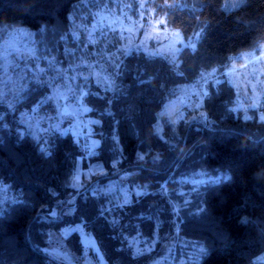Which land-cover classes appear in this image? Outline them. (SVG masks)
I'll return each instance as SVG.
<instances>
[{"label": "trees", "instance_id": "obj_1", "mask_svg": "<svg viewBox=\"0 0 264 264\" xmlns=\"http://www.w3.org/2000/svg\"><path fill=\"white\" fill-rule=\"evenodd\" d=\"M83 1L0 0V27L29 28L40 42L54 46L69 35L71 16ZM175 1L180 4L168 11L167 24L185 39L203 28L195 50L183 48L175 62L133 52L121 64L118 90L87 95L88 115L99 120L93 155L84 157L82 143L70 134H55L48 143L51 155L45 156L41 141L8 130L0 120V182L19 198L0 214V264H61L43 250L48 231L75 223L96 238L109 264H145L152 257L133 255L128 238L139 234L152 240L157 230L162 232L171 213L158 195L161 184L199 171L212 177L227 174L231 180L210 183L201 214L180 224L179 233L205 249L197 264H254L264 252V122L258 118L264 97L259 110L247 112L252 119L246 121L244 112L231 111L236 91L222 81L209 87L204 100L207 124L173 123L162 115L180 86L202 71L228 66L231 56L264 42V0H245L233 10L223 8L224 0ZM32 88L19 109L38 101L42 90ZM80 159L83 168L99 161L108 173L94 178L68 204ZM122 172H134L129 182L146 193L114 209H108L106 197L84 194L95 182ZM65 208H72V214L64 215ZM55 209L58 217L52 215ZM66 243L81 256L77 233Z\"/></svg>", "mask_w": 264, "mask_h": 264}, {"label": "rangeland", "instance_id": "obj_2", "mask_svg": "<svg viewBox=\"0 0 264 264\" xmlns=\"http://www.w3.org/2000/svg\"><path fill=\"white\" fill-rule=\"evenodd\" d=\"M244 2L245 0H224L223 8L233 10ZM179 4L175 0H84L77 5L74 17L71 16L72 26L69 35L54 46L40 42L29 28L0 27L2 125L16 134L29 135L41 141L47 149L50 138L55 134H70L78 143L87 140L89 146L94 142L99 146V140L93 135L94 125L99 123H91L99 120L88 113L62 115L64 107L67 106L69 112L73 113L77 107V97L82 93L98 95L100 90H118L121 64L125 57L133 52H143L150 57L160 56L172 60L165 46L174 38V33L180 34L184 44L191 40L197 46L203 28H198L189 39H185L180 30L167 24L168 11ZM161 20L164 21L162 25L159 24ZM20 29L23 31H18ZM93 40L96 42L93 43ZM184 44H177L176 47L182 50L186 48ZM126 48H130L127 54ZM261 53H264V42L255 50L231 56L228 66L224 68L202 71L195 81L180 86L178 95L166 103L171 115L165 116L173 123L182 120L179 117L183 115V119L207 124L208 118L204 120L201 116V112L205 114L203 106L197 109L195 105L201 102L204 104L207 96H203L202 93L206 90L209 94V87L217 85L216 79L221 82L227 81L235 88L234 108L242 106L239 107L242 112H245V109L247 112L250 109L259 110L264 97V60L257 59ZM49 61H54L52 66ZM41 69L44 71L41 72ZM213 70L215 76H208ZM229 71L230 76L224 75ZM84 77H87V81ZM31 88L34 91L42 90L38 101L30 108L19 109V102ZM57 89L65 93L66 98L56 97L54 92ZM87 95L84 96L83 102L89 107ZM49 96H53V99L48 100ZM254 98H258L260 104L256 108H251L249 105ZM261 114L264 112L260 110L258 112L260 121ZM157 126L161 132L162 124L158 123ZM89 146L84 157L93 155L89 154ZM96 150L97 147L93 152ZM81 161L82 159L79 160L71 179V191L66 197L68 204L74 203L76 195L94 178L108 173L99 161L90 163L86 168L82 167ZM133 174L134 172H122L104 181H97L84 194L88 197H106L108 209L128 204L146 193L145 188L129 182L128 179ZM77 175L78 182L74 179ZM215 178L204 171H199L162 183L157 192L166 203L171 217L166 222V228L164 227L162 232L157 230L152 240H146L139 234L128 238V246L133 255H150L153 259L145 264H196L204 253L200 251L204 247L182 236L179 227L183 220L201 214L203 194ZM18 200V196L9 185L0 182V214ZM60 205L62 201H58L57 206ZM57 212L58 209H55L54 217H58ZM72 212V208L64 209L66 216ZM162 223L163 221L159 226L163 225ZM77 226L82 229L75 232L80 236L83 246L81 256L76 255L66 243L67 237L74 232L65 234V230ZM89 240L94 246L88 244ZM43 250L61 264H109L98 241L87 232L82 223L68 224L60 230H49ZM158 252L162 255L158 256ZM262 257L264 252L256 256L253 262Z\"/></svg>", "mask_w": 264, "mask_h": 264}, {"label": "snow or ice", "instance_id": "obj_3", "mask_svg": "<svg viewBox=\"0 0 264 264\" xmlns=\"http://www.w3.org/2000/svg\"><path fill=\"white\" fill-rule=\"evenodd\" d=\"M159 24H161V25L164 24V21H163V20L159 21ZM94 27H95V26H94ZM18 31H21V32H22L23 30L20 29V30H18ZM165 31H167V30L165 29ZM158 34H159V33H157V35H158ZM89 35L91 36V33H90ZM198 35H199V34H198ZM173 37H174V38L170 41V43H169L168 45L165 46V48H166L167 52L171 55L173 62H175V59H176L177 53H179V52L181 51V49H180V48H177L176 45H177V44H184V41L180 38V34H179V33H174V34H173ZM147 38L150 39L151 37H147ZM92 42L95 43L96 41L93 40ZM184 47H190V48H192L193 50H195V48H196V44L193 43L191 40H189L187 44H184ZM137 50H139V49H137ZM128 51H130V48H126V49H125V54H127ZM33 54H34V53H33ZM152 55H155V53H152ZM257 59L264 60V53H261V55H260ZM53 62H54V61H49L50 66H52ZM250 62H251V61H250ZM241 67H244V65H241ZM40 71L43 72L44 70L41 69ZM57 71L59 72V69H57ZM203 75H204V74H202V77H203ZM224 75H228V76H230V75H231V72L229 71V72H227V73H224ZM208 76H212V77H214V76H215V70H213V72L209 73ZM73 79H75V77H73ZM84 79H85V81H87V77H84ZM206 82H207V79H205V83H206ZM220 83H221V81H220L219 79H216V84H220ZM69 91H71V89H69ZM87 94H88V93L84 92V93H82L79 97H77V107L74 109V112H73V113H70V112H69V108H68L67 106H65L64 109H63V113H62V115L83 114V113L91 112L92 109L89 108V107H87V106H85V104H84V102H83V100H84V96H86ZM54 95H55L56 97H63V98H66L65 93L60 92L58 89L54 92ZM196 95H200V93H196ZM202 95L206 97V96H208V92L205 90V91H203ZM47 99H48V100H51V99H53V96H49ZM181 103H183V100L181 101ZM259 104H260L259 99H258V98H254L253 101H252V103L249 105V107H251V108H256ZM202 106H203V103H202V102H201V103H197V104L195 105V107H196L197 109L202 108ZM239 107H242V106H238L237 108L231 109V111H238V110H239ZM34 111H35V109H34ZM162 115H169V116L171 115V111H170L168 105L165 106L164 113H163ZM201 116L203 117L204 120H207V116H206L203 112H201ZM243 118H244V120H246V121L252 119V117L249 116V115L247 114V109H245L244 117H243ZM179 119H183V115H181V116L179 117ZM260 119H261V121H264V114H261ZM91 123H99V121H92ZM57 127H58V126H57ZM156 131H157V133L160 132V128H159V126H157ZM62 134H63V133H62ZM161 138H162V137H161ZM45 144H46V142H45ZM96 147H98V143H97V142H94L91 146H89V154H94L93 149H95ZM39 150H40L41 153H43L45 156H49V155H51V153L48 151V149H47V147H46L45 145H41ZM140 159H143V156H141ZM74 179L78 182V181H79V176L77 175L76 177H74ZM221 180H222L223 182H228L229 180H231V176H230V175H227V174H224V175H222V176H217V177L215 178L214 183L218 184V183L221 182ZM73 186H78V185H73ZM185 203L187 204L188 202L185 201ZM52 215L55 216L56 213L53 212ZM244 222L246 223V221H244ZM81 230H82V229H81L79 226H77L76 228H69V229H66V230H65V234H67L68 232H76V231H81ZM88 244H89L90 246H94V245H93V242H92L91 240L88 241ZM200 251H201V253H203V252L205 251V249L201 248ZM257 264H264V257L259 258V259L257 260Z\"/></svg>", "mask_w": 264, "mask_h": 264}, {"label": "built area", "instance_id": "obj_4", "mask_svg": "<svg viewBox=\"0 0 264 264\" xmlns=\"http://www.w3.org/2000/svg\"><path fill=\"white\" fill-rule=\"evenodd\" d=\"M81 143H82V148L84 149L85 152H87L88 151L89 142L87 140H83Z\"/></svg>", "mask_w": 264, "mask_h": 264}, {"label": "crops", "instance_id": "obj_5", "mask_svg": "<svg viewBox=\"0 0 264 264\" xmlns=\"http://www.w3.org/2000/svg\"><path fill=\"white\" fill-rule=\"evenodd\" d=\"M157 255L160 256V255H162V253H161V252H158ZM200 258H201V257H200ZM200 258L198 259V261L196 262V264L199 262ZM152 259H153V258H152ZM166 259H167V261H168V258H167V257H166ZM174 261H175V259H174ZM175 262H176V261H175ZM253 263L257 264V262H253Z\"/></svg>", "mask_w": 264, "mask_h": 264}]
</instances>
